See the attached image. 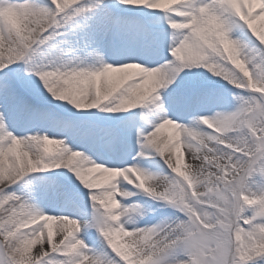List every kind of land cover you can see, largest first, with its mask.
<instances>
[{
	"label": "snow or ice",
	"instance_id": "snow-or-ice-1",
	"mask_svg": "<svg viewBox=\"0 0 264 264\" xmlns=\"http://www.w3.org/2000/svg\"><path fill=\"white\" fill-rule=\"evenodd\" d=\"M99 3L0 0V264L264 260V23L257 26L264 21V0H121L169 14L174 59L151 69L135 62L94 68L77 53L70 37L83 28L79 18ZM201 66L250 94L236 96L235 111L201 118L205 128L164 116L150 132L141 131L138 155H159L167 175H149L135 164L109 167L62 139L8 130L12 119L25 116L58 122L36 103L44 89L77 110L124 113L148 107L180 73ZM166 129L170 134L162 136ZM60 168L89 190L94 216L87 225L45 214L17 190L30 174ZM122 182L180 215L146 227L126 221L139 205L122 203L137 195ZM82 227L96 228L107 247L89 249L78 236Z\"/></svg>",
	"mask_w": 264,
	"mask_h": 264
},
{
	"label": "bare ground",
	"instance_id": "bare-ground-1",
	"mask_svg": "<svg viewBox=\"0 0 264 264\" xmlns=\"http://www.w3.org/2000/svg\"><path fill=\"white\" fill-rule=\"evenodd\" d=\"M85 3L87 5H95L99 3V0H85ZM106 9L110 11V14L116 18L117 21L119 20L118 29L115 32L114 37L117 41L116 48H120L119 55L114 58L104 56L105 38L111 28V21ZM256 10L259 11L258 6ZM168 15L169 14L147 8L126 6L121 3V0H103V3H99L98 7L93 8L79 18L83 28L78 30L76 35L70 37L71 45L77 49V53L90 67L98 68L104 63L113 64L115 66L123 63L135 62L150 69L156 68L160 65L155 66L153 63L157 61L156 56H158L157 53L152 52L155 46H157L159 51L171 55L173 30L167 19ZM133 16H135L134 18H138L139 21H134ZM141 18L146 19L148 24L153 26V33L156 35L157 41L154 42L151 39L149 32L146 30L143 50L142 53H139L138 42L141 35ZM262 23H264V21H257V26L259 27ZM163 27H168L169 29L165 30ZM119 40L122 42H119ZM171 58L174 57L171 55ZM147 64L150 65L147 66ZM182 76H184L185 79L184 77L182 79ZM187 80H199V82H196L197 84L204 83L207 86L205 91L210 97H212V102L215 103L214 106H217L216 114L228 113L236 110L237 107L232 108V105L238 103V100L233 98V96H230L229 98L224 97L221 94L222 90H220L221 86L233 87V85L202 66L186 69L184 72L180 73L173 84L159 90L160 99L150 104L148 107L137 108L124 113H106L99 109L77 110L67 102L54 99L51 94L47 93L46 89H44V96L39 97L36 102L50 107L51 114L60 113L69 117L66 119V126L68 127L65 129L66 134L72 137V140L69 143H66L69 147L75 150L77 146L80 147L84 145V147L89 149L88 153H84L96 161V158L92 157L90 152L94 150L93 148L94 145H96V142H99L102 148L107 147L103 150L106 156L109 154L107 158L111 162L108 166L119 167V162L122 159L127 160V156H124V153H119L117 149H112V145L115 144L116 148L118 145L117 132L125 139L131 140V146L127 148L128 154H139L141 150L139 143L141 139V131L145 133L150 132L155 124L161 122V119L164 116L169 118L176 117V115L184 116V123L182 125L197 128H202V124L198 123L201 118L212 117L208 109L210 101L205 99V101L197 102L198 95L191 100L189 105L186 107L184 106L183 98L191 92L187 87ZM182 86L184 87L180 89L179 87ZM40 87H44L42 83ZM234 89L236 92H244L240 89ZM44 97L47 98L45 99ZM159 104L164 105L163 109L158 107ZM33 118L35 117L25 116L23 117V121H29V119ZM44 126L45 123L36 125V128L28 134H20V131L15 126V119H12L9 122L8 128L17 136H28L36 135L34 131H37V134H40L41 129ZM50 128H52L50 129L51 131H58L56 127ZM80 130H88L90 134L85 136ZM45 134L52 137L50 132ZM169 134L170 130L167 129L161 133L162 136H167ZM77 139L82 140V143H78L79 145L76 144ZM56 147V145H49L51 150H54ZM181 151L185 152V164H187L189 162L188 154L184 149H181ZM147 159H159L160 165L154 166L148 163ZM128 160L129 165L135 164L149 175H161L163 170L170 172V169H168L160 156L154 153L148 157H140L139 155L135 159L130 157ZM40 177L43 179L51 177L57 179V181L54 184L46 185V183L38 180ZM25 180L29 183L22 182L21 185L17 186V190L26 195L30 201L32 196L39 192H45V194L43 193L40 195L38 200L34 201V205L43 213L55 215L54 212L57 206V199H59L58 197L60 195L61 198L64 197L65 202L66 200L70 201L72 198L85 209L86 213L83 218L79 220L82 226L90 223L87 220L93 218L94 209L90 200L89 190L84 188L82 183L76 178L75 174L69 169L60 168L44 173H34L26 177ZM105 180V177H97V182L100 184H104ZM122 188L137 193V195H133L127 199L122 198V203L125 205L134 204L132 201L137 197L147 198L143 203L134 204L139 205V207L135 212H132L128 217H125L126 221L131 220L139 227H146L151 222L155 225L170 219L175 215H179L176 209L166 206L163 201H157L151 198L147 194H144L142 190L135 188L127 182H122ZM63 191H66V193H63ZM128 226H132V224H129ZM78 236L85 240L89 249L99 251L106 248V242L99 231L94 227H82ZM38 246L39 245H37V247Z\"/></svg>",
	"mask_w": 264,
	"mask_h": 264
},
{
	"label": "rangeland",
	"instance_id": "rangeland-1",
	"mask_svg": "<svg viewBox=\"0 0 264 264\" xmlns=\"http://www.w3.org/2000/svg\"><path fill=\"white\" fill-rule=\"evenodd\" d=\"M135 16H133V20L134 21H139L138 20V18H134ZM142 19V18H141ZM143 21V20H142ZM140 22H141V20H140ZM147 27L150 29V30H153V26H148L147 25ZM156 28H158V27H156ZM163 29H165V30H167V29H169L168 27H163ZM152 32V31H151ZM153 36V38H154V41L156 42L157 40H156V35H152ZM121 40H119V42H120ZM122 42V41H121ZM120 48V47H119ZM119 48L117 47L116 49H115V52L113 53V56H115V57H117L118 55H119ZM153 53H157V55L158 56H156L157 57V61H155V62H153L154 64H155V66H157V65H162V64H164V63H166L167 61H169V60H171V55L169 54V53H165V52H163V51H159L158 49H157V46H155L154 48H153V51H152ZM104 56H106V55H104ZM150 65V64H149ZM148 64H147V66H149ZM224 97H227V98H229L232 94H230V93H228V92H222L221 93ZM234 98H236V96L234 97ZM205 99H207V100H209L210 101V97H209V94H207L206 93V91H203V93L202 94H200V95H198V97H197V102H202L203 100L205 101ZM238 103L237 104H233L232 105V107H237V106H239V101H237ZM214 102H211L210 103V105H209V107H208V109H209V113L212 115V117H214L215 116V114H216V111H217V106L215 105L214 106ZM175 105V104H174ZM39 106L44 110V111H46V112H48V113H51L50 112V107H47V106H45V105H41V104H39ZM53 115L55 116V117H57L58 118V122L57 123H55V124H51V127H56V129H58V131H56V132H54V131H51V130H48V132H50L51 133V135H52V137H54V138H58V139H63V137L65 136V133H66V130H65V127H66V124H67V122H66V119H68L69 117L67 116V115H65V114H56V113H53ZM35 118H33L32 120H29V121H23V117L20 119V120H16L15 119V126L17 127V129L20 131L19 133L20 134H23L22 133V131L24 132V131H26L25 129H27L28 128V126H29V124H30V122H37V125H38V121H41L40 119H39V117H37V116H34ZM173 120H175V121H177V122H179L180 124H183L184 123V116H180V115H176V117H173L172 118ZM43 121V120H42ZM25 122H26V124H25ZM44 122V121H43ZM154 126V125H153ZM152 126V127H153ZM154 128V127H153ZM153 128L151 129V130H153ZM49 129H52V128H49ZM8 130H9V128H8ZM10 131V130H9ZM36 134H37V131H34ZM76 144H81L82 143V140H80V139H77L76 140ZM131 140L130 139H125V147H130L131 146ZM78 144V145H79ZM127 145V146H126ZM80 147H83V148H80ZM77 146L76 148H75V150H79V151H81V152H89V149L88 148H86V147H84V145L83 146ZM94 147H95V145H94ZM113 147V148H112ZM111 148L112 149H115V145H113ZM103 149H105V148H103ZM93 151H95V150H93ZM92 151V152H93ZM92 152H90L91 154H92ZM109 153V152H108ZM125 155L127 156V160H121L120 162H119V167H126V166H129V164H128V162H129V160H128V158H132V159H135L137 156H138V153H132V154H128V152H126L125 153ZM124 155V156H125ZM92 157H94V155H91ZM107 156H109V154H107ZM107 156H106V154L104 153V152H102V154L100 155V156H98V158H96V162L97 163H102V164H105V165H107L108 166V162H110L109 161V159L107 158ZM95 158V157H94ZM98 159H101V160H98ZM155 165H160V164H154V166ZM162 174H164V175H167V173H166V170H163L162 171ZM38 180L39 181H42V182H44V183H46V185L48 184V185H51V184H54V183H56V181H57V179H55V178H47V179H43L42 177H40V178H38ZM45 194V192H39L38 194H36V195H34V196H32V198H31V203L32 204H35L34 203V201H36V200H38L39 199V197H40V195L41 194ZM63 193H66V191H63ZM52 194V193H51ZM62 194V193H61ZM59 199H57V206H56V210H55V212H54V214L56 215V216H70V217H72V218H75V219H77V220H80V219H82L83 218V216H84V214L86 213L85 212V209L80 205V204H78L74 199H70V201H67L66 200V202H65V199H64V197L63 198H61V196L59 195V197H58ZM145 199H147L146 197H140V198H137V199H134L133 201H132V203H134V204H139V203H143V201L145 200ZM33 200V201H32ZM65 202V203H64ZM67 206H69V207H67ZM179 215H180V213H179ZM92 220H93V218H91V219H89V220H87L88 222H92ZM153 222H151L150 224H149V226H152L153 224H152ZM257 264H264V260H261V261H258L257 262Z\"/></svg>",
	"mask_w": 264,
	"mask_h": 264
},
{
	"label": "clouds",
	"instance_id": "clouds-1",
	"mask_svg": "<svg viewBox=\"0 0 264 264\" xmlns=\"http://www.w3.org/2000/svg\"><path fill=\"white\" fill-rule=\"evenodd\" d=\"M9 19L10 21H12L13 23H15V19H14V16L12 14H9Z\"/></svg>",
	"mask_w": 264,
	"mask_h": 264
}]
</instances>
